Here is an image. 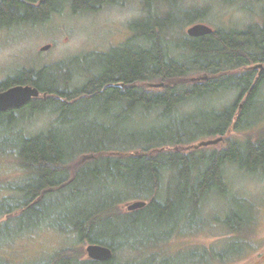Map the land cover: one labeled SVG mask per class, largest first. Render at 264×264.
<instances>
[{
	"label": "trees",
	"instance_id": "16d2710c",
	"mask_svg": "<svg viewBox=\"0 0 264 264\" xmlns=\"http://www.w3.org/2000/svg\"><path fill=\"white\" fill-rule=\"evenodd\" d=\"M122 1L0 0V27L46 21L65 4L78 14ZM219 1L241 3L245 10H251L252 2H264ZM180 3L142 0L145 15L129 24L132 35L121 45L38 70L23 69L0 81V91L22 84L40 93L19 108L0 112V156L21 169L18 181L0 184L2 194L7 190L0 197V240L50 225L75 234L79 242L108 246L113 256L105 262L79 259V249L65 248L42 264H120L114 254L122 248L157 258L140 247L155 245L152 241L160 235L170 236L182 221L198 220L200 226L201 204L208 195L229 197L227 166L250 175L264 170V136L229 139L221 150L197 147L184 153L180 148L203 137L222 138L231 130H253L256 123L248 118L264 115V12L263 21L244 29L172 38ZM206 16L204 9L185 11L184 23L192 25ZM71 66L84 76L78 86L68 85ZM199 73L202 79L189 78ZM154 80L161 86L146 88ZM224 91L236 97L220 110L180 111L187 102ZM42 113L53 115L50 125L29 131L26 126ZM167 175L170 181L164 186ZM129 198L149 202L121 210L119 204ZM253 214L232 209L222 223L239 234L253 227ZM11 224H16L15 231H9ZM233 241L232 252L246 247V241Z\"/></svg>",
	"mask_w": 264,
	"mask_h": 264
},
{
	"label": "rangeland",
	"instance_id": "374dc122",
	"mask_svg": "<svg viewBox=\"0 0 264 264\" xmlns=\"http://www.w3.org/2000/svg\"><path fill=\"white\" fill-rule=\"evenodd\" d=\"M249 6L251 10L243 9L241 3L226 5L219 0H181L177 10L174 11L178 27L170 37L187 35L186 30L190 25L184 23V12L193 9L206 10L207 16L198 23L211 27L213 31L218 28L244 29L263 21L264 2H252ZM180 8L182 10H178ZM152 10L159 14L164 12V8L160 7H153ZM144 15L142 0H123L119 4L105 5L98 12L78 14L71 13L69 5L65 4L60 12L51 14L46 21L22 22L8 28L0 27V81L23 69L38 70L43 66L69 61L73 57L90 52H106L124 43L132 35L129 24ZM47 44L50 45L47 50L40 49ZM69 69L68 85L70 87L80 85L84 80L80 69L75 66ZM202 77L203 74L199 73L189 78L202 79ZM160 84L159 80H154L149 82L146 88H159ZM235 97L233 91H224L208 96L202 101L187 102L181 105L180 111L182 113L193 112L196 109L209 111L208 109L211 108L220 110L232 104ZM260 98L264 100V88ZM52 116L48 113L39 114L26 127L33 133L42 130L50 125ZM260 117L254 115L248 118L249 121L253 120L256 123L253 130H231L221 140H217L219 137L215 136L203 137L190 146L184 145L180 148L184 153L197 147L199 148L197 150L212 151L223 149L229 139L256 140L264 136V115ZM203 141H211V143L199 145ZM20 173L21 169L14 160L0 156V184L18 181ZM224 176L229 188V197L242 198L246 203L231 202L228 196L208 195L201 204L200 226L197 224L198 220L192 221V224L182 221L177 224L178 227L170 236L161 238L163 236L160 235L157 241H152L155 245L148 242L140 247L148 254L157 253V258L148 259L137 250L122 248L114 254L115 263L264 264V170L250 175L230 165L224 169ZM169 181L170 175H167L164 186H167ZM2 191L0 197L7 193V190L4 194L1 193ZM84 199L90 200V197ZM138 200L149 202V199L129 198L121 202L119 207L127 211L126 203ZM232 209L245 215L248 211H252L253 227L239 234L227 230L222 219ZM15 230L16 224H11L9 231ZM10 237L6 236L0 240V264H42L49 261L57 251L65 248L79 249L82 252L79 259H86L87 243L77 241L75 234H65L50 225L35 227L20 235L13 233ZM233 240L242 243L246 241V247L241 248V251L232 252L235 243ZM219 254H223L224 257Z\"/></svg>",
	"mask_w": 264,
	"mask_h": 264
},
{
	"label": "water",
	"instance_id": "95a60500",
	"mask_svg": "<svg viewBox=\"0 0 264 264\" xmlns=\"http://www.w3.org/2000/svg\"><path fill=\"white\" fill-rule=\"evenodd\" d=\"M212 32L213 29L203 23L192 24L186 30L187 35L192 37L211 34ZM49 47L50 45L47 44L42 46L40 49L47 50ZM159 86H161V84ZM39 96L40 93L38 89L31 85L18 84L10 86L0 91V112L6 111L11 108H19L28 103L32 98H37ZM217 140H221V138H218ZM210 143L211 141H203L199 145H207ZM145 205L146 202L143 200L133 201L126 203V209L127 211H133L135 209L142 208ZM85 254L88 259L100 261L109 260L113 256L111 248L94 243H89L86 245Z\"/></svg>",
	"mask_w": 264,
	"mask_h": 264
},
{
	"label": "flooded vegetation",
	"instance_id": "af4514ba",
	"mask_svg": "<svg viewBox=\"0 0 264 264\" xmlns=\"http://www.w3.org/2000/svg\"><path fill=\"white\" fill-rule=\"evenodd\" d=\"M85 257H86V259H88L87 256H85ZM110 259H111V258H110ZM110 259H109V260H110ZM89 260H92V259H89ZM95 261H100V260H95ZM105 261H108V260H105ZM105 261H101V262H105Z\"/></svg>",
	"mask_w": 264,
	"mask_h": 264
},
{
	"label": "bare ground",
	"instance_id": "6f19581e",
	"mask_svg": "<svg viewBox=\"0 0 264 264\" xmlns=\"http://www.w3.org/2000/svg\"><path fill=\"white\" fill-rule=\"evenodd\" d=\"M52 128V127H51Z\"/></svg>",
	"mask_w": 264,
	"mask_h": 264
}]
</instances>
